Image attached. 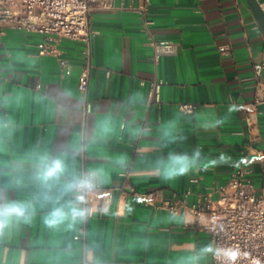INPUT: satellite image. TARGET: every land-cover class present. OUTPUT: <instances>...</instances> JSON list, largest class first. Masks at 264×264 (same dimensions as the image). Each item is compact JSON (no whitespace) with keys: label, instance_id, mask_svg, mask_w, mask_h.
I'll list each match as a JSON object with an SVG mask.
<instances>
[{"label":"crops","instance_id":"obj_1","mask_svg":"<svg viewBox=\"0 0 264 264\" xmlns=\"http://www.w3.org/2000/svg\"><path fill=\"white\" fill-rule=\"evenodd\" d=\"M258 1L264 9V0ZM113 3L91 15L92 70L85 94L77 87L85 63L82 43L62 40L57 56L40 55L44 35L0 27V203L31 201L36 207L30 223L0 235V264H177L212 242L200 228L210 217L186 212L173 218L158 208L163 200L186 194L189 204H197L239 168L264 198V104H255L264 71L258 81L254 68L264 63V30L248 1ZM152 39L173 42L176 53L156 63ZM160 81L158 91H151L150 84ZM181 103L195 104L194 112L182 111ZM230 105L235 110L229 114ZM225 115L216 129L201 127ZM165 127L185 138L165 147ZM195 145L206 157L223 153L230 162L171 184L160 181L156 160ZM45 154L63 159L66 169L54 181L50 200L36 175ZM83 157L103 186L116 188L113 202L87 222L50 228V211L73 200L62 189L81 177ZM141 194L153 195L152 203ZM217 198L212 196V206ZM200 264H210V256Z\"/></svg>","mask_w":264,"mask_h":264},{"label":"built area","instance_id":"obj_2","mask_svg":"<svg viewBox=\"0 0 264 264\" xmlns=\"http://www.w3.org/2000/svg\"><path fill=\"white\" fill-rule=\"evenodd\" d=\"M114 8L113 0H0V27L35 32L44 35L45 41L40 45V55L59 54L58 44L62 40L80 42L84 45V66L77 87L82 93H87L92 70V38L94 30L91 27V15L94 10ZM144 12L145 7H140ZM151 22L144 21L146 29ZM154 49L153 59L159 62L162 56L176 53V45L171 41L151 40ZM62 68L68 72L69 65L61 60ZM255 75L261 80L264 63L255 65ZM163 84L153 82L151 91H158ZM160 98L157 95V101ZM255 104H264V89L255 96ZM180 109L193 113L195 104L181 103ZM82 174L84 176L94 171L85 166L82 158ZM244 168L235 170L224 185L215 184L209 193L201 195L200 202L189 204L187 195L174 193L158 205L159 209L181 215L190 212L198 218L204 215L210 220L200 225L202 230L211 235L212 243L221 250L235 253V259L224 256H210V264H264V198L257 195L252 180ZM116 188L103 186L99 179L94 186L73 193V200L80 199V207L84 210L83 221L94 214L108 212ZM217 195L215 205L211 198ZM146 203H152L153 195L141 194ZM83 237V236H82ZM84 264H87L84 261Z\"/></svg>","mask_w":264,"mask_h":264},{"label":"clouds","instance_id":"obj_3","mask_svg":"<svg viewBox=\"0 0 264 264\" xmlns=\"http://www.w3.org/2000/svg\"><path fill=\"white\" fill-rule=\"evenodd\" d=\"M235 110L234 105H230L227 113H232ZM227 119L217 116L211 121H205L201 124L205 130H214L222 125ZM163 135L161 137L166 147L169 143H174L178 139L185 137L172 135L168 132L167 127L162 129ZM145 130L138 129L137 134H144ZM229 158L221 153L216 157H206L204 149L201 145H195L190 152H169L166 156H161L155 162V171L160 181L166 184L176 182L182 177L189 175L196 171H207L210 167L222 166L228 164ZM121 167H126L123 160L118 161ZM65 164L63 159L59 157H49L42 155L40 157V164L36 169L37 180L40 182L41 187L46 191L44 192V199L50 200L51 188L54 181L62 177L65 173ZM98 179V173L92 172L81 177H73L71 180L65 182L62 189V194L74 193L76 191H84L94 186L95 181ZM80 199L69 200L50 211V214L45 219V224L50 228H56L65 221L75 224L84 218L85 212L80 207ZM36 207L31 201H18L10 200L0 203V235L15 225L24 222L30 223L32 217L35 215ZM175 218L176 213H172ZM235 253L221 250L214 243L209 242L204 244L198 251L194 252L192 257L187 260L178 261L177 264H200L201 260L209 256L221 257L224 256L230 260L235 259Z\"/></svg>","mask_w":264,"mask_h":264},{"label":"water","instance_id":"obj_4","mask_svg":"<svg viewBox=\"0 0 264 264\" xmlns=\"http://www.w3.org/2000/svg\"><path fill=\"white\" fill-rule=\"evenodd\" d=\"M250 5L255 17L257 18L259 24L264 30V9L262 8L258 0H247Z\"/></svg>","mask_w":264,"mask_h":264}]
</instances>
